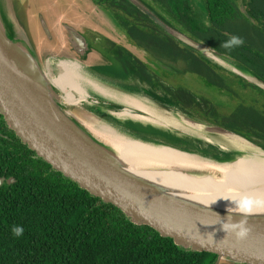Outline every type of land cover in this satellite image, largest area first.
Instances as JSON below:
<instances>
[{
    "label": "water",
    "instance_id": "95a60500",
    "mask_svg": "<svg viewBox=\"0 0 264 264\" xmlns=\"http://www.w3.org/2000/svg\"><path fill=\"white\" fill-rule=\"evenodd\" d=\"M129 1L168 35L217 65H223L218 62L219 58L227 60L234 66L229 71L264 91V80L259 76L240 69L226 55L196 41L143 0ZM91 4L105 12L112 21L107 35H102L106 43L90 39L72 20L62 21L61 37L52 29L51 20L56 16L50 14L49 6L62 7L74 20V17L81 16L93 21L94 17L85 8ZM111 43L125 47L154 69L164 70L169 75H180L134 43L97 0H0V113L8 127L38 157L50 163L66 178L103 201L116 205L133 222L149 225L162 236L175 239L183 249L216 253L217 258L212 264H264V211L241 207L255 203L238 206L237 202H228L209 194H202L200 199L191 198L186 195L190 192L186 188L183 191L181 187L169 186L137 173L113 144L92 130L93 122L82 118L83 110L80 108L88 110L87 107L79 108L77 103H71L66 91L54 83L47 69V59L72 57L97 74L98 77L90 79L92 83L113 96L108 98L99 90H95L99 94L94 92L100 101L106 99L104 102L109 111L107 119L127 131L128 134H124L127 137L198 155L214 165L235 163L248 151L242 148L264 151V146L238 131L207 121L183 108V112L170 111L160 104L148 105L140 100L137 94L146 89L174 101L160 87L154 89L137 78L134 72L123 78L98 70L114 65L107 50ZM93 54L101 62L90 60ZM82 102L79 103L83 105ZM121 107L129 108L155 123L120 119L110 111ZM128 122L169 131L183 142H169L164 138L142 134L129 127ZM207 139L215 143L209 147L205 144ZM191 145L192 148L189 147ZM203 146L212 148L213 152H208ZM153 164L145 167L194 177H220L219 171L212 168L171 162ZM5 180V177L0 178V187ZM14 181V178L8 180L9 183Z\"/></svg>",
    "mask_w": 264,
    "mask_h": 264
},
{
    "label": "trees",
    "instance_id": "16d2710c",
    "mask_svg": "<svg viewBox=\"0 0 264 264\" xmlns=\"http://www.w3.org/2000/svg\"><path fill=\"white\" fill-rule=\"evenodd\" d=\"M143 1L196 41L264 80V0H202L200 11L194 0ZM97 2L155 60L180 75L197 76L207 88L225 93L235 103L218 107L185 86H170L164 79L166 71L150 67L113 43L107 49L113 67L98 70L123 78L134 72L156 90L163 86L184 110L264 146L262 89L168 35L129 0ZM232 37L242 43L223 47ZM127 125L142 134L183 142L152 125ZM1 129L7 137L0 135V178L15 181L0 187V264H212L217 258L208 250H185L153 227L133 222L119 207L92 195L38 157L4 119ZM14 226L22 227L23 235L14 236Z\"/></svg>",
    "mask_w": 264,
    "mask_h": 264
},
{
    "label": "bare ground",
    "instance_id": "6f19581e",
    "mask_svg": "<svg viewBox=\"0 0 264 264\" xmlns=\"http://www.w3.org/2000/svg\"><path fill=\"white\" fill-rule=\"evenodd\" d=\"M125 3L127 2L125 1ZM63 58L68 59L70 62L67 72L73 76V79L75 80L73 81L74 84L69 80L66 74L59 73L54 58L49 57L46 62L47 69L52 75L54 83L60 89L66 91L67 98L71 103H79L83 100V103L89 105L91 112L96 113L97 111H104V107H107V104L105 102L102 103L100 98L94 96V94L92 95V93L99 90L108 98L113 96L92 83L90 79H92V77H98L97 74L75 58L66 56ZM223 65L228 66L227 63ZM77 81L81 83L82 90L75 86ZM151 94L154 95L153 93ZM87 95L93 100H90ZM152 95L148 94L146 89H143V92L137 94V97L148 103V105L160 104L163 106V104L152 98ZM76 96L79 97L77 98ZM173 106L174 105L170 104L166 108L170 111L173 110L176 112L180 110L178 104H176L175 107ZM110 111L120 119L132 118L144 122H150L148 117L133 112L129 108L124 107L123 109L122 107ZM151 121L155 123L154 120ZM91 127L97 135L109 141L120 151L121 157L128 162L131 167H134L135 170L132 168L134 171L145 177L158 180L169 186L181 187L182 190L183 188H186L190 191L187 192L186 195L191 198L200 199L199 197L202 194H205L206 196L209 194L211 196L213 195V197H222L228 202H237L238 206L245 203H255L254 205L245 204L247 206L241 207L248 210L264 211V151L262 150L242 148L248 151L245 153V156L240 157L235 163L214 165L210 160L201 158L198 155H191L170 147L154 146L127 137L124 135L128 134L126 133L127 131L105 118H102L99 122H93ZM205 141L210 145L215 143L209 139ZM155 162H171L200 168H212L214 171H219L220 177H194L180 172L156 170L145 167L147 165H154L153 163ZM202 199H205L206 201L208 200L206 198Z\"/></svg>",
    "mask_w": 264,
    "mask_h": 264
},
{
    "label": "rangeland",
    "instance_id": "374dc122",
    "mask_svg": "<svg viewBox=\"0 0 264 264\" xmlns=\"http://www.w3.org/2000/svg\"><path fill=\"white\" fill-rule=\"evenodd\" d=\"M194 2L196 4L195 7L197 8L198 11H200L201 9H200V6L198 4H201L202 0H194ZM240 4H241L242 10L245 11V5L242 2H240ZM199 13H201V12H199ZM59 56H63V54L59 55ZM53 58H54V62L56 64V66H57V69L59 70V73L66 74L67 77L69 78V80L74 84L73 81H75V80L73 79V76L70 73L67 72V69H68V67L70 65V62L68 61V59L63 58V57H53ZM218 62L221 63V64L227 63L228 66L221 65V67L226 69V70H231L234 67L227 60L224 61V60L219 59ZM218 62H216V63H218ZM164 79L166 80L167 84L170 85V86H176V85L185 86L186 88H188L189 90L194 92L199 97L202 96V97H206V98L211 99L218 107H223L224 108L225 107V103H227L226 105H230V97L229 96H226L225 93L219 92L218 90L207 88V86H205L204 83L195 75L187 74V75H179V76H177L176 74H171V75H167ZM133 81L136 82L135 79ZM75 86L77 88H79L80 90H82V85H81L80 82L77 81L75 83ZM160 88L166 94H168L166 92V90H164L163 86L160 85ZM147 91H148V94L152 95L151 93H153V92L151 90H147ZM93 94L94 93H92V95ZM152 96H153L152 98L157 100V102L163 104V106H165V107H168L170 104L174 105L173 107H175V105H176V103L174 101H172L168 97H160L158 95H152ZM78 97L79 96H77V98ZM87 97L90 100H93L88 95H87ZM105 101H106V99H105ZM101 102L103 103L104 99H102ZM232 102L235 103V100H233ZM77 106H79V108L81 106L87 107L88 110H84V109L80 108L81 110H83V114H81V116H82V118L84 120H87V121H90V122H99V121L102 120V118L107 119V117L109 115V111L107 110V107H104V111H97L96 113H94V112H91V110L89 109V106L86 105L85 103H83V105L80 104V103H77ZM123 109H124V107H123ZM179 109L181 110V112L184 111L181 107H179ZM149 121H151L150 118H149ZM205 144L206 145H210V144H207L206 142H205ZM189 147L192 148V145L189 146ZM203 147H206V146H203ZM209 147H211V145ZM205 149H208L207 150L208 152L212 151L211 150L212 148L206 147Z\"/></svg>",
    "mask_w": 264,
    "mask_h": 264
},
{
    "label": "crops",
    "instance_id": "0c3cea01",
    "mask_svg": "<svg viewBox=\"0 0 264 264\" xmlns=\"http://www.w3.org/2000/svg\"><path fill=\"white\" fill-rule=\"evenodd\" d=\"M94 7H95L94 4H91L87 7L85 6L87 12L90 11L88 14L94 17L92 18L94 19L93 21H88L82 18L81 16L74 17L75 18L74 20L73 17H71L64 9H62V7H58L57 5L49 6L48 10L50 14H52L53 17L56 16L55 18L51 20L52 26H53L52 29H54V31L57 34H59V36L61 37L62 21L72 20L73 24L80 30L86 32V34L90 37V39H94V40L97 39L100 43L101 42L106 43L107 41L102 39L103 38L102 35H105L104 33H106L107 35L106 31L108 30L110 26H112V21L110 20V18L105 12L101 11L100 9H95ZM50 9H53V10L51 11ZM82 9L84 10V8ZM91 58H92V61L101 62V59L97 55L93 54L90 57V60Z\"/></svg>",
    "mask_w": 264,
    "mask_h": 264
},
{
    "label": "clouds",
    "instance_id": "9594fccd",
    "mask_svg": "<svg viewBox=\"0 0 264 264\" xmlns=\"http://www.w3.org/2000/svg\"><path fill=\"white\" fill-rule=\"evenodd\" d=\"M240 43H242V41L238 37H232L229 41H227L223 44V47L230 48L234 45H239ZM23 231H24V229L20 226H14L12 228L13 235L17 236V237L23 235Z\"/></svg>",
    "mask_w": 264,
    "mask_h": 264
},
{
    "label": "flooded vegetation",
    "instance_id": "af4514ba",
    "mask_svg": "<svg viewBox=\"0 0 264 264\" xmlns=\"http://www.w3.org/2000/svg\"><path fill=\"white\" fill-rule=\"evenodd\" d=\"M230 102L232 103V99L230 100ZM0 135H1V137H7V135H6V133H4L3 131H2V129H1V120L2 119H4V121H5V125L8 127V125H7V123H6V120H5V118H4V116L0 113ZM3 117V118H2ZM8 129L9 130H12V129H10L9 127H8ZM13 131V130H12ZM17 136V135H16ZM3 177H5V176H3ZM6 178V177H5ZM10 178V177H9ZM7 178H6V180H5V182L2 184V186L5 184V183H7Z\"/></svg>",
    "mask_w": 264,
    "mask_h": 264
}]
</instances>
